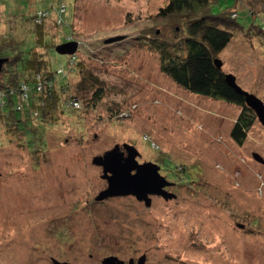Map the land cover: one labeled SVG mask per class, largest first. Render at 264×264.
Masks as SVG:
<instances>
[{"label":"rangeland","instance_id":"374dc122","mask_svg":"<svg viewBox=\"0 0 264 264\" xmlns=\"http://www.w3.org/2000/svg\"><path fill=\"white\" fill-rule=\"evenodd\" d=\"M167 2L0 0V39L22 38L25 51L35 42L21 17L66 5L62 24L52 17L41 28L55 47L34 51L45 52L55 70L68 56L56 47L72 33L80 63L64 86L57 80L54 95L81 102L33 118L42 130V146L34 149L0 121V264H52L51 258L101 264L103 256L128 258L132 246L147 244L152 264H264V162L253 157L264 160V127L256 118L237 144L230 130L240 107L192 94L160 70L147 30L163 38L186 34L154 19ZM234 8L237 25H263L256 0H212L215 14ZM245 34L236 32L218 58L223 72L264 102V39ZM96 88L102 94L93 100ZM124 144L137 149L140 161L165 162L161 174L175 201L145 212L130 195L95 200L107 182L93 157Z\"/></svg>","mask_w":264,"mask_h":264},{"label":"trees","instance_id":"16d2710c","mask_svg":"<svg viewBox=\"0 0 264 264\" xmlns=\"http://www.w3.org/2000/svg\"><path fill=\"white\" fill-rule=\"evenodd\" d=\"M211 6L212 0H168L159 8L154 19L166 20L164 23L174 32L183 29L186 32L185 36L178 39L163 38L154 28L147 31L152 34L150 42L159 53L160 70L172 81L192 94L224 101L241 108L230 130V137L237 144H241L256 116L245 105L243 96L236 94L226 84L224 77L227 73L223 72L222 67L215 66L214 59L218 58L236 32L244 31L246 37L255 34L264 39V23L259 26L250 24L245 28L235 23L237 19L235 8L221 15L213 13ZM65 11L66 5L60 3L30 11L20 18L23 20L27 17L26 20L31 23L28 30L34 34L35 45L27 51L22 48L26 42L22 38L11 36L0 39V57L8 58L0 73V121L3 120L6 125L13 126L15 132L26 139V146L30 149L42 146L41 126L34 124L33 118L44 114V109L57 107L65 109L66 106L76 109L75 102L81 106L80 100L74 95H67L65 101L54 95L57 80L62 78L59 81L62 83L61 86H64L66 73L78 67L80 62L78 63L77 56L68 55L64 65L59 63L57 69L52 70L49 67V58H45L46 53L34 51L37 47L45 48V51L48 47L51 49L55 47L47 45L46 31L41 28L45 27V22L52 17V21L62 24L64 21L62 14ZM248 12L252 17L256 13ZM71 34H66L64 41H69ZM23 87L25 90H22ZM101 94L102 89L96 88L92 94L93 100H97ZM160 164L166 169L165 162ZM173 168L178 172L177 165Z\"/></svg>","mask_w":264,"mask_h":264},{"label":"water","instance_id":"95a60500","mask_svg":"<svg viewBox=\"0 0 264 264\" xmlns=\"http://www.w3.org/2000/svg\"><path fill=\"white\" fill-rule=\"evenodd\" d=\"M120 39L119 36L108 38L106 43H111ZM76 41H66L56 47L59 54L71 55L77 49ZM8 61V58L0 57V73L3 65ZM214 64L217 68H221L222 62L215 58ZM224 80L226 84L240 96H243L245 105L250 108L264 127V102L253 93L245 91L241 88L233 74H225ZM125 154L120 150L119 145H115L112 149L105 151L102 155H96L92 159V164L102 168V178L107 182V187L99 192L95 200L101 201L112 196H134L137 200L148 201V195L152 193L160 194L164 191L162 187L170 183L160 175V166L151 161L138 163L137 158L140 156L137 149L132 145L124 144ZM253 157L259 161L264 162L263 158L253 153ZM167 193V194H166ZM166 197L171 198V193L165 192ZM242 227V224L239 225ZM122 264V261L116 257L109 256L104 258V264ZM54 264H70L68 262H59L54 260Z\"/></svg>","mask_w":264,"mask_h":264},{"label":"flooded vegetation","instance_id":"af4514ba","mask_svg":"<svg viewBox=\"0 0 264 264\" xmlns=\"http://www.w3.org/2000/svg\"><path fill=\"white\" fill-rule=\"evenodd\" d=\"M257 2H259V5H260V7H261V10L264 12V0H256ZM124 148V147H123ZM121 150V149H120ZM121 151H123L124 152V154H125V150H121ZM138 158H140V156L138 157ZM137 158V161H138V163H142L143 161H140L139 159ZM153 163H156V164H158L156 161L155 162H153ZM159 166H160V164H158ZM163 171H162V167L160 166V169H159V173H160V175H162L161 173H162ZM169 180H167V182H168ZM169 183V182H168ZM173 185H171V184H168V185H164L163 187H162V190L164 191V194L163 193H160V194H156V193H152V194H150V195H148V198H149V200L148 201H145V200H137L134 196V198H135V200L139 203V204H143V207H144V211L145 212H149L150 210H151V208H153L154 206H155V204H156V202L157 203H166V202H169V201H175L177 198H176V194L172 191V190H170V188L172 187ZM165 192H168V193H171L172 195H174V196H172L171 198H173V199H169L168 197H166V194H165ZM131 196V195H130ZM137 215H139V214H137ZM147 214H145V216H146ZM144 216V217H145ZM136 218H140L141 216H135ZM135 219V218H134ZM141 225H143L144 224V222L143 223H141V221H138ZM144 235L146 236L147 234L146 233H144ZM63 236L64 235H62L61 237L63 238ZM64 239V238H63ZM150 245V244H149ZM132 248H133V255L132 256H129L128 258H120V257H118L117 255H115V254H108V255H106V256H103L102 257V259L100 260V263L101 264H104L103 263V260H104V258H106V257H109V256H113V257H116L118 260H120V261H122V264H152V263H150V261H149V254H150V252H151V248L148 246V244H147V247H144L142 250H140L139 248H135V247H133L132 246ZM126 249H128V248H126ZM89 255L90 256H92V253H89ZM54 260H57V259H55V258H51V262H52V264H54ZM57 261H59V262H68V263H70V264H76V263H71V262H69V261H66V260H57ZM117 262L116 261H114L113 262V264H116ZM112 264V263H111ZM155 264H159V263H155Z\"/></svg>","mask_w":264,"mask_h":264},{"label":"built area","instance_id":"2783aa9c","mask_svg":"<svg viewBox=\"0 0 264 264\" xmlns=\"http://www.w3.org/2000/svg\"><path fill=\"white\" fill-rule=\"evenodd\" d=\"M69 40V39H68ZM22 90H25V87H23V89ZM24 97H26V95L24 94ZM2 102V101H1Z\"/></svg>","mask_w":264,"mask_h":264}]
</instances>
